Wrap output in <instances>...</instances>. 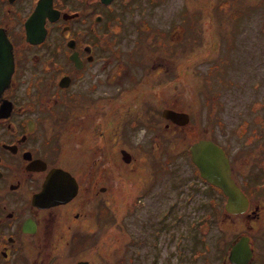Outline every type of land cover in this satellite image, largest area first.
<instances>
[{"label": "flooded vegetation", "instance_id": "flooded-vegetation-1", "mask_svg": "<svg viewBox=\"0 0 264 264\" xmlns=\"http://www.w3.org/2000/svg\"><path fill=\"white\" fill-rule=\"evenodd\" d=\"M119 1L0 0V264H93L82 247L96 248L98 198L146 154L155 168L146 188L158 184L163 132L173 136L170 162L179 167L180 156L187 167L177 180L187 188L175 190L151 226L141 219L126 264H162V249L164 264H264V98L251 100L260 110L253 121L236 123L233 149L209 134L210 124L193 117L191 91L178 95L176 58L166 57V66L161 53L143 57L146 42L154 49L165 37L176 54L171 33L134 25L132 45L121 43L129 17ZM139 127L149 132L148 153L142 138L128 142ZM198 140L223 151L241 208L227 209L225 190L200 174L190 148ZM145 195L131 197L128 209L144 208Z\"/></svg>", "mask_w": 264, "mask_h": 264}, {"label": "rangeland", "instance_id": "rangeland-1", "mask_svg": "<svg viewBox=\"0 0 264 264\" xmlns=\"http://www.w3.org/2000/svg\"><path fill=\"white\" fill-rule=\"evenodd\" d=\"M117 8L121 10L124 21L126 15L129 17L126 39L122 37L119 40L128 47L133 43L132 38L138 35L133 32L134 25L146 26L158 36L171 33L176 54L168 52L169 38L165 37L161 39L163 45L157 42L154 49L145 41L143 57L148 58L154 52L161 53L160 58L166 66L169 63L166 57L176 58L178 95L185 90L191 91L190 105L199 126L209 123V134L232 143L233 149L234 141L241 137L235 134L236 123L240 119L253 121L260 110L252 108L254 103L251 100L264 98V0H122ZM162 73V82H165L169 76H165L164 70ZM256 83L258 86L255 88ZM217 122H223L226 129L221 131ZM139 128L131 132L128 142L132 146L133 140L142 138L148 153V137L144 134L148 131ZM250 133L248 128L243 131V135ZM113 135L111 143L115 146L118 137H115V132ZM171 138L173 136L168 132H163L160 137L162 151H159L158 184L151 189L146 188L155 174L151 158L146 154L142 158L143 165L138 162L129 177L125 172L126 176L117 178V183L98 198L103 210H98L96 221L91 226L96 228V248L93 251L87 246L82 247V256L90 258L93 264H126L124 255L135 253L127 248V241L142 234L139 230L143 223L141 219L146 216L148 220L143 224L151 226L148 221L154 222L153 214L170 202L175 190H179V194L184 193L182 188H187V184L180 189L177 180L187 177L188 171L186 166L181 165L180 156L177 157L179 167L170 162L169 154L175 153L170 144ZM142 176L144 186L140 184ZM195 185L193 201L198 204L202 188L196 182ZM142 189L146 191L145 197H142L144 208L130 211L127 202ZM196 208L201 213L200 205ZM87 226L84 223L81 225L83 230ZM211 231L214 232L213 229ZM209 237L210 232L206 240L209 241ZM160 252L162 256L167 253L165 249ZM162 256L164 264L166 260Z\"/></svg>", "mask_w": 264, "mask_h": 264}, {"label": "water", "instance_id": "water-1", "mask_svg": "<svg viewBox=\"0 0 264 264\" xmlns=\"http://www.w3.org/2000/svg\"><path fill=\"white\" fill-rule=\"evenodd\" d=\"M6 49L2 47L1 54L5 55ZM163 115L169 117L172 115L170 110L164 109ZM192 150V160L198 166L200 174L214 185L220 186L225 190L228 196L226 208L237 210L241 208L239 192L229 177L227 160L219 146L210 140H198L190 146ZM55 171H59L55 169ZM53 174V171H52ZM75 264H88L87 261H77Z\"/></svg>", "mask_w": 264, "mask_h": 264}]
</instances>
